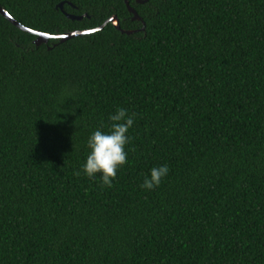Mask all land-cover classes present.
I'll return each instance as SVG.
<instances>
[{"label": "trees", "instance_id": "obj_1", "mask_svg": "<svg viewBox=\"0 0 264 264\" xmlns=\"http://www.w3.org/2000/svg\"><path fill=\"white\" fill-rule=\"evenodd\" d=\"M128 3L142 22L126 0H0L50 36L133 32L37 47L0 15V264H264V0ZM119 108L108 187L82 169Z\"/></svg>", "mask_w": 264, "mask_h": 264}, {"label": "clouds", "instance_id": "obj_2", "mask_svg": "<svg viewBox=\"0 0 264 264\" xmlns=\"http://www.w3.org/2000/svg\"><path fill=\"white\" fill-rule=\"evenodd\" d=\"M134 118L135 113L129 116L126 109L119 108L109 116L112 123L111 130L108 133L99 129L92 133L88 140V147L91 151L82 169L89 178L100 174L103 185L112 186L119 167L127 162L126 146L130 142L127 133L134 124ZM168 172L167 165L153 167L150 177H145L141 188L146 190L155 189ZM75 174L79 175L80 173Z\"/></svg>", "mask_w": 264, "mask_h": 264}, {"label": "water", "instance_id": "obj_3", "mask_svg": "<svg viewBox=\"0 0 264 264\" xmlns=\"http://www.w3.org/2000/svg\"><path fill=\"white\" fill-rule=\"evenodd\" d=\"M138 4H144L146 2H148V0H136ZM126 5H127V8H128V11L133 15V21H141L142 22V19L138 16L137 12L129 5L128 3V0H126ZM59 9H61L64 13V9H63V4H60L59 5ZM0 15H2L4 18H6L10 23H12L14 26H16L18 29L22 30V31H25L29 34H32V35H35L37 38L35 40V45L37 47L43 45V44H47L49 42V40L51 39H59L60 40V43H64L72 38H75V37H78V36H82V35H87V34H91V33H95L97 31H100L102 30L107 24L111 23L113 24V26L121 31V28H120V24H119V21L117 19V17H113L111 19H109L103 26L95 29V30H90V31H82V32H72V33H67V34H64V35H57V36H50V35H47V34H43V33H39V32H35V31H32L30 29H27L25 28L24 26H22L20 23H18L15 19H13L11 17V15H9L1 6H0ZM66 17L69 18V19H72V20H81L82 17H74L72 15H69V14H66ZM145 28L143 27L142 31L144 30ZM123 34H126V35H133V32L131 31H121Z\"/></svg>", "mask_w": 264, "mask_h": 264}]
</instances>
